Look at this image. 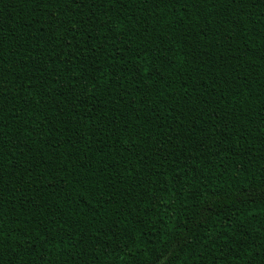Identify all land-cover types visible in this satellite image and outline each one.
Segmentation results:
<instances>
[{
  "label": "trees",
  "instance_id": "obj_1",
  "mask_svg": "<svg viewBox=\"0 0 264 264\" xmlns=\"http://www.w3.org/2000/svg\"><path fill=\"white\" fill-rule=\"evenodd\" d=\"M0 264H264V0H0Z\"/></svg>",
  "mask_w": 264,
  "mask_h": 264
},
{
  "label": "snow or ice",
  "instance_id": "obj_2",
  "mask_svg": "<svg viewBox=\"0 0 264 264\" xmlns=\"http://www.w3.org/2000/svg\"><path fill=\"white\" fill-rule=\"evenodd\" d=\"M248 196H249V198H252V195H251V193H249V194H248ZM238 198H239V197H238Z\"/></svg>",
  "mask_w": 264,
  "mask_h": 264
}]
</instances>
